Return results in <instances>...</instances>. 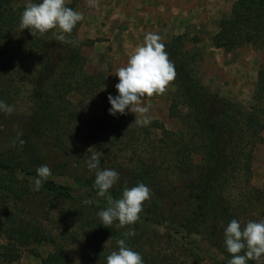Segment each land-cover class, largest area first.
I'll list each match as a JSON object with an SVG mask.
<instances>
[{
  "label": "trees",
  "instance_id": "1",
  "mask_svg": "<svg viewBox=\"0 0 264 264\" xmlns=\"http://www.w3.org/2000/svg\"><path fill=\"white\" fill-rule=\"evenodd\" d=\"M27 3L0 0V101L11 108L24 101L29 118L28 130L12 147L0 150V259L8 264L18 262L25 249L49 241L54 253L42 264H69L67 246L93 233L80 264H106L107 255L118 250L117 240L134 230L135 235L126 238L127 244L141 254L144 264H180L159 249L160 243L166 238V243H175L193 255L195 242L188 241L193 235L201 236L228 264L231 254L224 244V229L231 220L242 227L249 220H264V190L252 184L254 153L263 142L264 68L258 76L257 105L246 111L201 83L197 68L202 56L187 49L185 35L164 43L177 73L168 85L176 88L169 115L182 128L166 130L156 138L152 137L153 127H128L124 115L109 113L108 96L118 95L115 85L119 78L114 76L103 96L105 120L96 124V135H101L99 141L110 150L128 157L131 165L126 169L112 166L120 179L108 195L119 199L126 186L141 182L153 195L144 202L134 225L118 229L114 223L107 228L97 215L106 207L83 203L86 195L98 190L95 173L85 161L91 154L78 155L74 146L84 133L83 114L107 80L101 73H87L82 53L85 45L76 38L78 26L65 34L66 42L55 39L56 30L36 37L28 29L22 30L20 17ZM212 43L227 52L246 45L264 50V0L237 1L220 22ZM7 114L0 111V116ZM58 154L65 160L48 162ZM100 160V168L107 169L105 158L100 156ZM41 165H48L52 175L34 191L36 169ZM59 177L73 180L82 193L73 195L69 186L56 182ZM59 202L67 226L55 237L45 223ZM151 225L164 227L166 234L151 231ZM259 264H264V257Z\"/></svg>",
  "mask_w": 264,
  "mask_h": 264
},
{
  "label": "rangeland",
  "instance_id": "2",
  "mask_svg": "<svg viewBox=\"0 0 264 264\" xmlns=\"http://www.w3.org/2000/svg\"><path fill=\"white\" fill-rule=\"evenodd\" d=\"M29 1L17 0V4ZM237 1L239 0H95L96 6L89 7L88 0H66V6L73 5V10L84 14V19L88 13L91 14L87 28L89 30L90 27L93 39L83 41L79 39L83 21L76 25L78 26L76 38L85 45L82 53L87 62V73L92 75L101 73L107 80L104 90L83 114L84 133L80 142L74 145L77 148L76 154L88 153V149L92 148V152H98L99 157L105 158L104 164L107 169H113L117 165L126 169L131 165L128 157L110 150L107 143L99 141L101 135H96V124L105 120L106 101L103 96L115 76V70L126 65L129 55L137 46L143 44L145 36L150 32L158 34L162 38V43L171 41L175 36L185 35L188 40L187 49L198 51L202 56L197 68L201 83L212 93L239 104L246 111H251L257 105L255 93L259 72L264 68V50L258 46L246 45L227 52L215 48L212 43V38L219 31L220 22L230 15ZM175 91V86L171 85L163 95L144 99L145 106L149 108L147 115L151 117V123L148 126L153 127V138L160 137L166 130L177 132L182 128L180 121L169 115ZM182 111L186 113L187 109L183 107ZM126 112L128 113L124 115L126 126H138L139 124L134 123L135 114L130 110ZM27 114L26 103L20 101L12 108L10 114L0 116V150L12 147L15 139L28 130ZM262 136L263 142L254 153L252 184L264 190V132ZM62 160L65 159L58 154L49 158L48 162ZM56 182L69 186L75 196L82 193L79 186L68 177H59ZM85 198L96 205L108 206L107 196L100 197L96 193L92 196L86 195ZM62 210L63 204L57 203L51 219L45 223L47 230L55 237H58L67 226L62 221ZM149 229L162 235L167 232L164 227L154 225ZM74 231L79 233V229ZM92 236L93 233L82 235L79 241L67 246L69 264H75L77 259L81 261V254L90 245ZM166 240L165 238L160 243L159 249H165L167 254L172 255L180 264L181 262L225 264L223 255L209 246L199 235H193L188 240L195 242L192 244L195 248L193 255L179 249L175 243H166ZM53 253L54 248L49 241L31 245L25 249L20 261L11 264H42V260ZM195 255L197 259L194 258ZM0 264L8 263L0 259Z\"/></svg>",
  "mask_w": 264,
  "mask_h": 264
},
{
  "label": "clouds",
  "instance_id": "3",
  "mask_svg": "<svg viewBox=\"0 0 264 264\" xmlns=\"http://www.w3.org/2000/svg\"><path fill=\"white\" fill-rule=\"evenodd\" d=\"M89 7H95V0H88ZM84 16L66 6V0H42L40 3L29 2L26 4L20 17L19 27L28 29L33 37L37 34L45 35L50 30L55 32V39L66 42V35L71 34L78 22L83 21ZM162 38L156 33H148L142 45H139L129 55L125 66L115 70L114 75L119 78L115 85L118 95H109L111 104L109 113L127 115L126 110L135 114V122L141 126H148L151 117L147 115L149 108L144 104V98L163 95L167 91L170 82L176 78V70L173 62L165 50ZM0 111L10 114L12 108L0 101ZM86 163L90 171L95 173L94 187L100 197L107 196L108 206L97 212L101 224L107 228H125L134 225L143 211V204L149 201L153 195L152 190L144 183H138L133 187H125L122 197L114 199L108 195L109 190L119 181V173L113 169H101V160L98 152H92ZM34 191L41 189L42 181L51 175L48 165H41L36 169ZM84 204L90 201H83ZM118 221V223H116ZM135 231L123 233L125 238L117 240L118 250L112 251L106 257V264H144L140 253L132 250L127 244V237L134 236ZM224 244L231 254L228 264H248V261H257L258 264L264 257V220H249L245 226L236 219L224 229ZM243 253V254H241ZM102 255V254H101ZM80 261L77 259L75 264Z\"/></svg>",
  "mask_w": 264,
  "mask_h": 264
},
{
  "label": "crops",
  "instance_id": "4",
  "mask_svg": "<svg viewBox=\"0 0 264 264\" xmlns=\"http://www.w3.org/2000/svg\"><path fill=\"white\" fill-rule=\"evenodd\" d=\"M83 14V13H82ZM91 14L88 13L86 15V19H83V23L81 24V28L79 30V39L81 41H83L84 39H93V37L90 35L91 31H90V27H89V30H88V23L90 22V20H88L89 18L91 19ZM84 16V14H83ZM88 30V31H87Z\"/></svg>",
  "mask_w": 264,
  "mask_h": 264
}]
</instances>
